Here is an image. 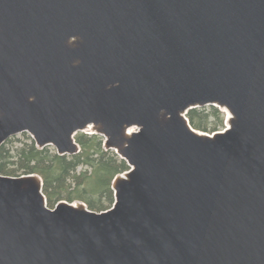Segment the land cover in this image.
Returning <instances> with one entry per match:
<instances>
[{
	"label": "water",
	"instance_id": "water-1",
	"mask_svg": "<svg viewBox=\"0 0 264 264\" xmlns=\"http://www.w3.org/2000/svg\"><path fill=\"white\" fill-rule=\"evenodd\" d=\"M79 131L130 166L114 204L0 174V264H264V0H0V147Z\"/></svg>",
	"mask_w": 264,
	"mask_h": 264
},
{
	"label": "trees",
	"instance_id": "trees-1",
	"mask_svg": "<svg viewBox=\"0 0 264 264\" xmlns=\"http://www.w3.org/2000/svg\"><path fill=\"white\" fill-rule=\"evenodd\" d=\"M187 116L197 130L213 133L225 127L226 113L215 105L190 109ZM22 135L24 138L13 136L0 147V174L40 175L43 192L52 208L56 200L62 199L71 202L81 199L96 211L112 207L115 202L113 180L130 166L115 150L104 148L102 136L79 132L76 140L81 151L60 155L51 145L39 148L27 132ZM91 192L93 195L88 196Z\"/></svg>",
	"mask_w": 264,
	"mask_h": 264
},
{
	"label": "rangeland",
	"instance_id": "rangeland-1",
	"mask_svg": "<svg viewBox=\"0 0 264 264\" xmlns=\"http://www.w3.org/2000/svg\"><path fill=\"white\" fill-rule=\"evenodd\" d=\"M224 111V110H223ZM226 113V120H225V127H227V117H228V112H225ZM229 125V124H228ZM224 127V128H225ZM79 132H82V131H79ZM78 132V133H79ZM203 132H205V131H203ZM28 133V132H27ZM208 133V132H207ZM29 134V133H28ZM100 135V134H99ZM100 136H102V135H100ZM14 137H16V138H24V136L22 135V133H20V134H18V135H15ZM103 137V136H102ZM104 138V137H103ZM105 143V142H104ZM104 148L106 149V147H105V144H104ZM106 150H109V149H106ZM113 150V149H112ZM116 152V151H115ZM80 170H82V168L80 169ZM93 195V192H91V193H88V196H92ZM63 200H67V199H63ZM77 200H81V199H77ZM57 200H56V202H55V205L57 204Z\"/></svg>",
	"mask_w": 264,
	"mask_h": 264
},
{
	"label": "bare ground",
	"instance_id": "bare-ground-1",
	"mask_svg": "<svg viewBox=\"0 0 264 264\" xmlns=\"http://www.w3.org/2000/svg\"><path fill=\"white\" fill-rule=\"evenodd\" d=\"M205 107V106H204ZM207 107V106H206ZM189 113V112H188ZM88 134H90V133H88Z\"/></svg>",
	"mask_w": 264,
	"mask_h": 264
}]
</instances>
